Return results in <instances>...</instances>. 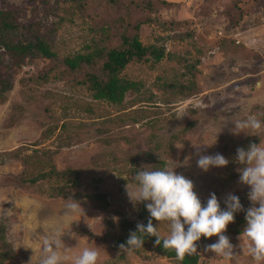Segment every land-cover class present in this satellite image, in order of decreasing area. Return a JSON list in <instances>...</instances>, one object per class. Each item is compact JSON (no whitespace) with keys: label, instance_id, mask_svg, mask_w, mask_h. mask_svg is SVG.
I'll return each instance as SVG.
<instances>
[{"label":"rangeland","instance_id":"374dc122","mask_svg":"<svg viewBox=\"0 0 264 264\" xmlns=\"http://www.w3.org/2000/svg\"><path fill=\"white\" fill-rule=\"evenodd\" d=\"M166 1L184 5L158 9L151 15L155 22L139 33L144 46L164 49L165 58L127 65L121 77L140 88L127 93L121 105L95 101L85 86L60 79V70L41 79L50 65L47 60L26 59L17 68L0 50V222L5 227V246H11L14 254L0 264H39L43 239L56 233L63 234L65 248L59 250L63 256L89 247L99 251L97 264H171L143 248L138 249L140 255L133 250L113 251L96 239L104 236L106 219L118 231L124 219L138 224L146 218L145 205L133 204L127 194L135 188L128 158L140 153L192 180L202 206L214 193L223 210L231 193L242 207H251L250 188L239 182L242 166L235 161L236 150H247L250 144L264 146V129L256 135H235L232 122L249 115L264 122V1L255 6L254 0H244L241 17L231 11L229 20L224 13L231 0ZM0 11L20 13L17 23L38 33L59 58L86 54L96 43H112L111 30L101 31L106 13L91 5L85 18L70 0H0ZM6 84L12 85L10 91H5ZM190 84L197 88V96L184 99L178 94L166 104L174 94L170 91ZM194 146L203 155L222 154L228 165L203 172L197 167ZM14 151L18 155L12 157ZM24 159L29 176L46 173L52 165L58 171L76 170L81 187L71 194H103L108 207L101 211L80 205L77 213L65 215L71 200L51 197L62 183L43 180L29 193L17 188ZM234 216L239 217L224 235L234 246L235 259L226 261L206 252L205 246L218 237H201L196 242L200 264H255L240 238L246 220L239 222L243 214ZM154 226L162 238L167 235V222ZM77 229L91 231L93 238L78 236ZM5 246L0 252L7 251Z\"/></svg>","mask_w":264,"mask_h":264},{"label":"trees","instance_id":"16d2710c","mask_svg":"<svg viewBox=\"0 0 264 264\" xmlns=\"http://www.w3.org/2000/svg\"><path fill=\"white\" fill-rule=\"evenodd\" d=\"M244 0H231L230 8L224 13L229 20L231 11L240 16L242 12L241 4ZM255 6H260L264 0H254ZM75 5V11L82 18L87 17L86 10L91 5L95 10L105 12V18L101 23V31L106 27L113 33L112 43H96L89 48L86 54H77L70 58H59L51 51L49 45L25 24H18L17 19L21 15L18 12L0 11V50L5 51L11 58L14 67H21L26 59L47 60L50 65L41 72V79L48 76L51 71L60 70V79H73L79 85H83L92 93L95 101H105L112 105H121L127 93L139 91L140 84L125 80L121 77L122 72L131 62H148L152 60L159 63L165 58V50L156 46H144L139 38L141 27L155 22L152 14L158 9L170 8L179 9L183 3L168 2L166 0H70ZM146 12H148L146 14ZM142 14V15H140ZM240 18H238L239 23ZM172 23H174L172 21ZM175 24V23H174ZM100 29V28H99ZM228 30H231L228 26ZM227 38V37H226ZM229 39V38H227ZM191 66L188 67L190 71ZM164 87V86H163ZM5 91L12 89L11 84L4 86ZM171 89L174 86L170 87ZM197 88L194 84L177 89L172 98L166 99V104H171L175 97L180 94L184 99L197 96ZM3 101V100H1ZM17 151L12 152L11 156H17ZM131 169L128 171L129 179L136 185L134 179L137 172L142 170H160L164 169V162L156 160L148 153H140L134 157L128 158ZM23 171L16 177V187L29 193L35 190L36 185L43 180H55L62 183L58 189L51 194L52 198H62L75 200L80 205H86L97 210H105L108 207L106 198L103 194L77 196L72 195L71 191L81 187L80 175L76 170L65 169L58 171L53 165L49 171L36 176L28 175L27 160H22ZM144 205V203H142ZM243 211L238 212L239 222L245 220L247 204L243 206ZM146 218L141 224L146 225L150 214L145 213ZM239 216H234V221ZM105 233L101 239L110 245L113 251L121 250L119 245L126 244L130 232L136 231L135 223L129 220H122L118 231L110 220H104ZM153 219V225L156 223ZM78 236L93 238L89 230H74ZM5 227L0 222V245H6ZM142 235V234H140ZM144 250L154 252L159 256L166 258L171 264H200V256L193 254L186 255L183 261L176 260L175 252L165 250L161 245H156L154 236L143 235ZM0 246V250L2 247ZM7 251L0 252V263L8 262L14 258L11 246ZM140 255V250L133 249Z\"/></svg>","mask_w":264,"mask_h":264},{"label":"clouds","instance_id":"9594fccd","mask_svg":"<svg viewBox=\"0 0 264 264\" xmlns=\"http://www.w3.org/2000/svg\"><path fill=\"white\" fill-rule=\"evenodd\" d=\"M232 124V133L235 135L242 132L256 135L264 129V122L255 115L236 120ZM194 147L199 156L197 167L203 172L210 168L225 167L229 163L220 153L203 155L199 153V146ZM235 161L242 166L239 169V182L250 188L247 196L251 202V207L246 210V226L240 238L246 241L247 254L255 264H264V146L250 144L247 150L237 148ZM134 179L136 185L133 191L127 190L128 198L133 204L144 203L150 216L146 225L138 223L136 231L130 232L126 244L119 245L121 250L142 248L143 235L154 236L156 245L162 244L163 249L174 251L176 260L183 261L186 255L197 253L196 242L201 237L217 236L218 240L206 245L204 250L226 261L235 259L237 254L234 246L224 233L227 226L234 222V214L244 210L238 196L228 194L222 210L214 193H210L206 204L202 206L194 191L193 181L177 174L174 169L142 170L137 172ZM80 209V204L72 199L66 205L65 215L77 213ZM153 219L167 222L168 233L165 237L159 235L158 226L152 223ZM62 235L56 233L43 239L39 264H64L69 259L71 264H97L100 255L97 248L85 247L79 254L70 257L61 255L59 250L65 248Z\"/></svg>","mask_w":264,"mask_h":264},{"label":"crops","instance_id":"0c3cea01","mask_svg":"<svg viewBox=\"0 0 264 264\" xmlns=\"http://www.w3.org/2000/svg\"><path fill=\"white\" fill-rule=\"evenodd\" d=\"M174 3V2H173Z\"/></svg>","mask_w":264,"mask_h":264}]
</instances>
